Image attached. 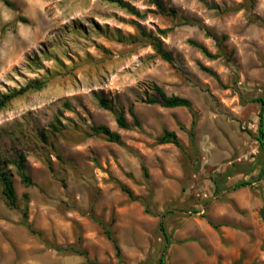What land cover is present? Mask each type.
Listing matches in <instances>:
<instances>
[{"label": "rangeland", "instance_id": "374dc122", "mask_svg": "<svg viewBox=\"0 0 264 264\" xmlns=\"http://www.w3.org/2000/svg\"><path fill=\"white\" fill-rule=\"evenodd\" d=\"M122 1L136 14L106 0H0V98L43 84L0 110V170L18 201L10 209L0 192V264H117L98 222L121 264H158L163 250V264H264L253 101L264 100V0H161L163 12L151 0ZM153 85L189 100L192 142V113L145 103ZM92 126L119 143L87 136ZM165 131L179 147L156 143Z\"/></svg>", "mask_w": 264, "mask_h": 264}, {"label": "trees", "instance_id": "16d2710c", "mask_svg": "<svg viewBox=\"0 0 264 264\" xmlns=\"http://www.w3.org/2000/svg\"><path fill=\"white\" fill-rule=\"evenodd\" d=\"M106 1H108L110 3H114L121 8L127 9L132 14H136V12H134L122 0H106ZM151 1H152V4H154L158 9H160V11L163 12L165 10V7H164L163 3L161 2V0H151ZM198 1H201V0H198ZM5 4L9 6L8 2H6ZM169 13L172 14V12H169ZM22 21H24V20H22ZM262 23L264 24V22H262ZM138 31H139L141 36L147 37V35L141 29L138 28ZM213 38H215V36H213ZM189 43L191 46L199 49L206 58L215 59L217 57L216 55L209 54L204 48H202L201 46H199L195 42L190 41ZM152 48L155 50L156 54L160 57L161 60H163L164 62H167V63H172V58H171L170 54L162 48V46L158 40L152 39ZM202 69L206 72H209V70H207L205 68H202ZM42 85L43 84L41 82H34L30 86H28L26 89L38 90L42 87ZM26 89H22L19 92H14V93L9 94V95H4L2 98H0V110L5 108L10 103L12 98L16 97L17 95L24 93L26 91ZM151 90L154 92V95L145 101L146 104L159 105L163 108H169V109L170 108H185L190 113H192L189 100H187L185 98L177 97V96H166L162 92V90L155 85H153L151 87ZM253 101L259 103V106H260L259 115H258L259 116L258 129H257V135H256L255 139L258 141L260 147L262 149H264V122H263L264 100L263 99H257V100H253ZM99 105L106 110L108 109V105L103 100H101L99 102ZM191 116H192V121H191V127H190V130L188 132V135H189L190 141L192 142L193 141V128L195 126L196 119H195L194 113H192ZM116 123H117L119 128H127V124H126V122L122 116H118L116 118ZM133 123L135 126H139L137 120H134ZM87 136L102 137L107 142H110V143H119V141H120L119 135L117 133L111 131L109 128H107L105 126H92V127H90L89 132L87 133ZM41 137H43L42 134H41L40 138ZM156 143L159 145L173 144V145L179 147V142L177 140L176 135L173 132H168V131L163 132V134L157 138ZM23 163H24L23 156L18 157L17 160H15V162H14L15 167L19 173L21 182L26 186H30L32 184V182H31L30 178L24 172ZM263 175H264V168H262L259 171V173L256 177V180L260 179ZM248 183L249 182H241L239 184H236L234 186V189L243 187V186L247 185ZM119 189L123 194H125L127 196V198L130 201H135L137 199V197H135L127 187L120 186ZM0 192L3 196V199H4L6 206L10 209H16L17 205H18L17 196H16V193L14 191L11 178L4 170H0ZM23 199H24L23 204H25V200H26L25 195L23 196ZM21 217H22V224L26 225V206L25 205L21 209ZM161 218H162V216H161ZM161 218L158 221V230L164 238V241H165L164 249H165L167 244H168V237L165 233L163 221L161 220ZM261 218L264 221V210L263 209L261 210ZM98 223L102 227L106 238L111 242V244L113 246V249L115 251V257L118 261L117 264H121L120 263V257H119V254H120L119 247L117 245L115 238L113 237L111 230L106 228L103 222H98ZM26 227H28V226L26 225ZM31 233L33 234V232H31ZM51 249H53L57 253L82 255V253L79 252L78 250H76L74 247L52 246ZM163 254H164V250L160 255V258L158 260V264H163ZM83 264H97V263L86 260Z\"/></svg>", "mask_w": 264, "mask_h": 264}]
</instances>
